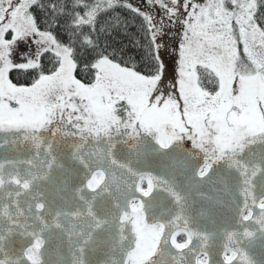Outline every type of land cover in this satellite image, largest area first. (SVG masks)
I'll list each match as a JSON object with an SVG mask.
<instances>
[{
  "label": "snow or ice",
  "instance_id": "snow-or-ice-1",
  "mask_svg": "<svg viewBox=\"0 0 264 264\" xmlns=\"http://www.w3.org/2000/svg\"><path fill=\"white\" fill-rule=\"evenodd\" d=\"M142 4L0 0V264H264V0Z\"/></svg>",
  "mask_w": 264,
  "mask_h": 264
},
{
  "label": "trees",
  "instance_id": "trees-1",
  "mask_svg": "<svg viewBox=\"0 0 264 264\" xmlns=\"http://www.w3.org/2000/svg\"><path fill=\"white\" fill-rule=\"evenodd\" d=\"M132 3L138 4L141 7H143L142 0H131ZM127 15V13H125ZM131 23L135 25L134 27L129 28V35L128 36H120L118 37L119 40H121L123 43L128 44L129 40L131 39L133 34H136V38H139L138 36V26L140 24L139 18H136L135 20H132ZM170 31L168 29L165 30V34L161 37V42L164 45L161 48L162 52V58L166 61V78L168 81L170 80V77L172 75V69L174 68V62L172 59V54L174 52V43L179 40V34H178V26L177 25H169ZM35 45L30 43H24V45L19 46L16 51L14 52V57L18 60V62H25L27 58H31L33 52H34ZM127 51L129 52H136L135 49L131 48L129 46L127 48ZM46 63V61H45ZM13 77L16 79L19 83H24L28 80V76L25 73H13Z\"/></svg>",
  "mask_w": 264,
  "mask_h": 264
},
{
  "label": "rangeland",
  "instance_id": "rangeland-1",
  "mask_svg": "<svg viewBox=\"0 0 264 264\" xmlns=\"http://www.w3.org/2000/svg\"><path fill=\"white\" fill-rule=\"evenodd\" d=\"M21 45H24V42L20 43V44L18 45V47L21 46ZM18 47H17V48H18ZM170 83H171V81H169V84H170Z\"/></svg>",
  "mask_w": 264,
  "mask_h": 264
}]
</instances>
